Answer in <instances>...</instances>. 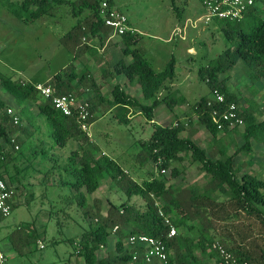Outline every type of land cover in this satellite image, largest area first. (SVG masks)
<instances>
[{"label":"trees","instance_id":"1","mask_svg":"<svg viewBox=\"0 0 264 264\" xmlns=\"http://www.w3.org/2000/svg\"><path fill=\"white\" fill-rule=\"evenodd\" d=\"M102 1H107L112 6V0H1L14 16L25 22L34 21L43 15H52L59 5L69 4L73 16L83 14L65 35L67 40L79 47L83 45L80 44V39L87 34L96 38L101 45L107 40L110 28L104 24L100 15ZM217 21L229 45L206 66L200 67L198 76L207 84L210 93L219 92L224 95V104L235 102L239 106V114L244 122L243 131L240 132L243 143L239 149H249L251 139L264 140V119H256L253 102L250 107L241 104V99L228 88V76L222 75L241 60L249 70L250 80L264 78V0H257L239 20ZM137 41L136 31L122 34L120 43H115L120 46L121 55L114 59L112 54L101 75L110 79L124 75L129 81H136L140 87L142 101L128 94L119 82L113 83L110 103L123 110L120 121L128 120L130 108H139L152 122L154 109L160 103H165L172 110L185 98L183 95L158 96L160 91H168L170 88L175 77V60L172 57L162 70L155 71L145 58L143 50L136 47ZM84 47L94 50L87 44ZM127 56L131 57L129 62L125 59ZM43 84L49 85L53 94H76L78 85L90 87L94 92L93 96H80L90 103V124L94 120L93 112L98 106L97 102L104 99L93 77L87 72H76L72 64L55 73ZM0 85L16 104L33 102L36 105L38 113L44 116L49 125L54 146L61 148L71 139L81 143L79 148L70 151L62 165V171L67 175L62 183L68 184L75 191L74 196L83 217L91 220L90 227L77 239L78 246L71 253L82 257L83 264H158L156 260L146 263L141 248L124 245L125 238L132 233L146 234L162 241L167 248V264H207L210 260L213 264H223L221 257L212 249L214 241H219L238 261L264 264V180L250 171L239 173V168L233 161L239 149L228 154L226 144H219L224 140L218 137L219 132L231 133L237 127L228 128L226 122L222 129L217 127L211 117L216 104L207 105L209 95L198 98L192 104L195 123L202 125L211 135L208 150L194 142L190 136L180 135L185 129V123L180 119L172 124L153 123L151 135L142 142V158L145 161L151 160L159 167V172L170 169V178L184 174V171L171 166V163L182 162L186 158L199 164L200 169L209 176L204 185L175 188L168 183L166 176L160 174H150L149 178L138 182L128 176L113 159L103 153L96 156L93 150L85 148L89 137L79 128L76 117L66 116L55 109L51 100L36 90L35 84L5 77L0 73ZM5 106V101L0 96V167L12 158L7 151H3L1 142L8 144L10 136L17 130L27 133L25 127L13 124L4 111ZM24 108H21V112L27 116ZM16 140L20 148L17 135ZM215 147L219 151H215ZM105 176L118 185L126 195V200L120 203L110 201L106 214L103 215L100 202L96 199L91 206L85 192L96 191ZM0 177L3 178L2 173ZM9 181L13 183L15 177L9 176ZM173 188L175 189L172 190ZM219 193L225 194L226 200L219 201ZM134 195L140 197L142 202L130 203L129 199ZM164 216L176 228L175 235L168 236L169 226L164 223ZM4 218L6 217H0V220ZM249 218L257 220L254 230L251 221L247 224L244 222V219ZM114 227L116 229L113 231ZM112 233L116 236L114 250L103 257L99 251L107 245ZM8 236L12 247L17 250L15 238L18 237L10 233ZM25 242L28 239H24L22 243Z\"/></svg>","mask_w":264,"mask_h":264},{"label":"rangeland","instance_id":"2","mask_svg":"<svg viewBox=\"0 0 264 264\" xmlns=\"http://www.w3.org/2000/svg\"><path fill=\"white\" fill-rule=\"evenodd\" d=\"M112 6L122 11L129 25L137 30L136 47L143 50L155 71L162 70L174 58L175 77L168 91L162 90L158 96H184L185 100L176 105L179 112L176 116L162 102L154 109L152 122L139 108H130L133 114L131 117L128 115L127 121L119 120L123 110L110 103V91L115 81L125 85L128 93L142 100L138 86L130 83L124 75L116 79L101 75L112 54L114 59L121 55L120 46L115 44L120 43L121 37H107L101 45L96 38L87 34L80 39L82 46H74L65 35L83 14L73 16L69 4L59 5L52 15L25 22L14 16L0 0V73L5 77L37 84L44 83L70 64L78 73L87 72L98 84L104 99L97 102L98 106L93 112L94 120L89 126V141L85 148L93 150L96 156L103 153L113 159L138 182L149 178L150 174H160L166 176L168 183L175 188L204 185L209 176L189 158L171 163V166L184 171L179 177L170 178V169L159 172V167L151 160L142 158V142L151 135L153 123L172 124L180 119L184 121V130L187 131L181 135H187L189 129L197 125L192 104L198 98L210 95L207 84L198 76V70L229 45L220 23L216 19L207 24L203 22L205 9L201 0H112ZM85 44L94 50L86 49ZM125 59L129 61L131 57ZM248 71L238 60L222 77L228 76V88L241 99L243 106L250 107L253 102L255 117L261 121L264 119V78L252 81ZM75 93L79 97L94 95L90 87L84 85H78ZM0 96L5 101V107L20 112L21 127L27 129L26 134L20 130L12 134L17 135L20 142L17 151L13 152L8 144L1 142L3 151L12 157L0 167V173L12 190V197L10 215L0 220V249L4 256L0 264H83L82 257L71 253L78 246L77 239L90 227L91 220L83 217L74 196L75 191L62 183L67 177L62 165L70 151L79 148L81 143L71 139L61 148L54 146L49 125L33 102L16 104L1 85ZM95 100L98 98L95 97ZM22 107L27 110V116L21 112ZM198 127L194 138L208 150L209 132L201 125ZM243 128L244 125L237 127L219 144H227L229 153L238 150L243 143L240 135ZM234 160L239 173L250 171L264 180V140L251 139L250 148L239 149ZM9 176L15 177L13 183H10ZM217 196L219 201L227 198L221 193ZM86 199L91 206L97 199L101 214L105 215L110 201L120 203L126 200V195L110 177L105 176L96 191L87 193ZM129 202L141 203L142 199L134 195ZM248 221H251L254 230L257 220L244 219L246 224ZM9 233L18 237L15 238L17 250L10 243ZM24 239H28V242L22 243ZM115 241L116 236L110 234L107 245L99 251L100 255L105 257L113 251ZM207 264L213 262L210 260Z\"/></svg>","mask_w":264,"mask_h":264},{"label":"built area","instance_id":"3","mask_svg":"<svg viewBox=\"0 0 264 264\" xmlns=\"http://www.w3.org/2000/svg\"><path fill=\"white\" fill-rule=\"evenodd\" d=\"M256 1L257 0H201L205 9L203 22L207 24L213 19L226 21L239 20L249 8L254 6ZM99 11L104 24L110 28L108 39L115 35L121 37L122 34L128 31H136L129 25L127 16L119 9L109 5L107 1L101 2ZM35 88L43 97L51 100L55 109L66 116L76 117L79 128L89 137L88 131L90 123L88 119L91 114L88 100L73 93L53 94L52 88L43 83L35 84ZM213 104L216 105L213 107L211 117L219 129L223 128L224 122L227 123L228 128L244 125L243 119L239 114L240 108L235 102L224 104V95L219 92H212L207 97V105ZM4 111L14 125H22L18 110L7 106ZM8 145L13 152L18 150L19 145L16 140V135L10 136ZM164 171V169L161 170V172ZM11 197L12 190L5 179L0 177V217H7L10 215ZM155 204L157 205V203ZM158 210L159 214L163 216L162 211L160 209ZM164 223L169 226L168 236L175 235L176 228L170 223L166 216H164ZM115 229L116 227L113 228V231ZM124 242L127 247L141 248L146 263H151L153 260H156L158 264H167V248L165 244L157 238L142 233H132L125 238ZM212 249L221 257L223 264H248L246 261H238L219 241H214L212 243ZM3 259L4 256L0 249V260Z\"/></svg>","mask_w":264,"mask_h":264},{"label":"crops","instance_id":"4","mask_svg":"<svg viewBox=\"0 0 264 264\" xmlns=\"http://www.w3.org/2000/svg\"><path fill=\"white\" fill-rule=\"evenodd\" d=\"M136 30V29H135ZM136 32H137V30H136ZM119 37V36H118ZM119 39V38H118ZM120 41V40H119ZM1 48V47H0ZM113 49V48H112ZM127 61V60H126ZM130 61V60H129ZM129 61H127V62H129ZM117 77V76H116ZM116 77H114L113 79H116ZM129 81V80H128ZM130 83H132L133 82V84H136L137 86H138V90L140 91V87H139V85H138V83L136 82V81H129ZM123 86V89L128 93L129 91H127V87L125 86V85H122ZM140 93H141V91H140ZM128 94H130V93H128ZM131 96H132V94H130ZM135 97V96H134ZM141 97V96H140ZM138 100H140L139 98H137ZM140 101H142V100H140ZM178 106V105H177ZM177 106L176 107H174L173 109H172V113H174V115L176 116V114H178L179 112H178V109H177ZM132 112H133V110H132ZM132 114L133 113H131V110H129V112H128V115H129V117H131L132 116ZM198 126H200V125H195V126H193V127H191L190 129H189V132H188V134L187 135H181L182 133H185V132H187V131H182L181 133H180V135L182 136V137H186V136H190V138L194 141V142H196V140H195V135L197 134V132H198V129L197 128H199ZM202 126V125H201ZM223 132H221V134H222ZM220 134V132L218 133V137H221V138H223L224 140H225V138H226V135L228 136L229 135V133H226V134H223V136ZM211 137V135H210V133H209V136H208V138H210ZM210 140V139H209ZM197 143V142H196ZM198 144V143H197ZM226 146H227V148H228V145L226 144ZM218 147V146H217ZM217 147H215L214 148V150L216 151V150H218L219 151V147L217 148ZM227 153L228 154H231V153H229V149H227ZM236 157V155L233 157V161H234V164H235V160H234V158ZM82 191L83 192H85L84 191V189H82ZM92 194V193H91ZM87 195V193L85 192V196Z\"/></svg>","mask_w":264,"mask_h":264}]
</instances>
